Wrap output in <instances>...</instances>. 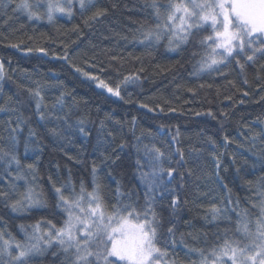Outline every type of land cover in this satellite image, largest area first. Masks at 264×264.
I'll list each match as a JSON object with an SVG mask.
<instances>
[{"label": "trees", "instance_id": "1", "mask_svg": "<svg viewBox=\"0 0 264 264\" xmlns=\"http://www.w3.org/2000/svg\"><path fill=\"white\" fill-rule=\"evenodd\" d=\"M19 2L3 0L0 5V60L4 62L5 71L4 79L0 80V103L8 97H12L13 101H23L21 111L30 117L31 127L39 132V142L30 144L26 153L25 128L20 136L18 156L23 165H35L38 191L44 193L47 206L17 213L0 203V229H6L17 240H23L21 224L27 227L41 219L58 223L62 217L55 208L53 186L48 178L51 177L59 186L68 180L70 174L77 190L82 179L87 190L91 191L93 162L98 169V180L105 188L106 198L113 195L112 190L117 183L124 185V190H141L135 161L138 158L136 137L143 132L145 135L139 144V158H143L144 145H155L166 153L178 147L184 152L186 161L180 171L193 169L203 176L199 191L207 193L206 196L194 198V187L188 177L184 180V190L181 192L177 188L188 200L179 210L178 227L179 233L202 231L207 234L208 244L214 243L216 225L221 229L232 225L226 220L206 222L204 219L208 215V220H211L208 209L213 204L220 206L226 195L216 178L213 157H220L219 176L231 191L233 199L238 198L242 207H248L246 198L255 195L256 186L264 177V157L247 151L249 145L244 140L250 135L249 128L259 132L264 127L261 124L264 121V99H261L264 89L260 86L264 80H257L258 73L253 67H248L245 76L249 83L245 84V76L241 75L234 62L227 67L221 66L219 71L200 70L197 64L199 57L193 58L191 55L192 51L200 49L189 46L173 51L168 48L166 40L159 43L144 41L137 31V22H154L152 10L146 7V0H98L96 6L108 8V15L88 25L84 21L94 9L82 11L78 3L74 2L71 15L56 12L50 21L45 15L46 0H39L40 6L33 8L41 18L31 19L26 12L15 10V4ZM29 2L35 4L36 0ZM112 4L117 7L113 9ZM12 44H19L20 47L13 48ZM38 48L45 49L47 55L35 51ZM28 49L33 51L29 52ZM65 54L81 67L85 60L92 62L95 56L97 67L104 68L103 78L112 82L113 87L124 76L138 75L139 79L121 84L123 99L101 94L100 90L85 82L60 59ZM111 57L117 59L112 61ZM259 75L264 76V73ZM36 82L42 86L44 104L56 116L67 114L68 123L73 125L71 129H66L62 122L55 120L46 122L44 126L37 122L35 101L27 92V89L36 87ZM62 93L71 94L65 95L63 108L56 104ZM8 118L5 113H0V125ZM77 119L85 120V130L90 133L89 136L81 135L75 128L74 121ZM101 120L116 137L114 142L98 134ZM58 125L64 138L50 136L45 130ZM177 130L178 142H173L171 138ZM225 137L233 143L226 145ZM121 142L127 145L124 150L113 151L115 145ZM241 144L243 148L239 147ZM105 156H111L115 163L104 161ZM172 159L176 161L179 158L173 155ZM169 166L168 163L164 165L165 168ZM171 166L177 165L173 163ZM12 171H16L14 166ZM30 180L29 177L28 182H17L20 192L25 191ZM249 181L252 186H249ZM178 182L179 178L169 187H176ZM6 188V182L0 181V190ZM109 203H115V199H109ZM161 203L167 226L171 212L169 201L165 199ZM157 210L161 211L159 208ZM229 215L235 220L234 213ZM185 221H190L191 226ZM28 230L31 231L30 228ZM187 242L194 247L205 246L203 242ZM181 248L178 244L176 251L183 264L197 259L195 255L189 259ZM53 251L56 249H50L40 259L33 260L32 264H60V260L53 257Z\"/></svg>", "mask_w": 264, "mask_h": 264}, {"label": "snow or ice", "instance_id": "2", "mask_svg": "<svg viewBox=\"0 0 264 264\" xmlns=\"http://www.w3.org/2000/svg\"><path fill=\"white\" fill-rule=\"evenodd\" d=\"M74 2L78 3L82 11L94 9L84 21L86 25L108 15V8L96 6L98 0H46L45 15L50 21L56 12L71 15ZM2 4L3 0H0V5ZM39 6V0H36L35 4L29 0H20L15 4V10L26 12L30 19L41 18L38 11H33L34 7ZM116 7V4H112L113 9ZM146 7L152 10L154 22H137V31L144 41L159 43L166 40L168 48L173 51L189 46L200 49L191 53L193 58L199 57L197 64L200 70L219 71L221 66L227 67L229 63L234 62L242 76H245L248 67H253L258 73L256 79L264 80V76L259 75L264 73V0H146ZM205 32L209 34L203 35ZM11 47L19 48L20 45L12 44ZM35 51L47 55L43 48ZM60 59L68 64L74 73L83 77L85 82H90L100 90L101 94L120 99H123L120 94L121 84L139 79L138 75L124 76L122 81L115 83L113 87L112 82L103 78L104 68L97 67L95 56L92 57V62L85 60L82 67L73 63L67 54ZM116 59L117 57H111L112 61ZM4 76V62L0 60V80H3ZM243 82L249 83L246 76ZM260 86L264 89V84ZM27 92L35 101L37 122L41 126L55 120L62 122L66 129L73 127L68 123L67 114L56 116L44 104L39 82H36L35 88L27 89ZM65 95L71 94L62 93L56 101L61 108ZM244 95L247 96L248 93L245 92ZM23 103L20 100L13 101L12 97L0 103V113L9 117L0 125V166L3 169L0 181L7 184L6 190H0V203L17 213L29 211L33 207L47 206L44 193L38 191L35 165H23L18 156L20 136L25 128L27 140L24 151L27 153L30 144L39 142V132L31 127L30 117H26L21 111ZM159 110L163 111L162 108ZM85 123L84 119L74 121L78 132L87 137L90 133L85 130ZM132 124L135 125V118ZM261 124L264 125V121H261ZM45 130L50 136L64 138L59 125ZM97 131L108 141L114 142L116 139L104 120L99 122ZM248 131L250 135L244 137L249 145L247 151L264 157V127H261L259 132L251 128ZM144 135L142 132L140 137H136L138 158L135 166L136 175L142 185L141 190H124L125 186L117 183L116 188L112 190L113 195L106 198L105 188L97 177L95 162L91 169V191L87 190L82 179L77 190L70 174L68 180L59 186L49 177L56 200L55 208L62 218L58 223L41 219L27 227L21 224L19 227L24 235L23 240H17L11 232L0 229V264H32L33 260L40 259L53 248L56 251H53L52 255L60 260V264H183L177 255L178 244L189 259L193 255L197 257L196 260H190V264H264V177L258 182L255 195L246 198L248 207H242L238 198L233 199L231 191L219 176L220 157H213L216 178L225 189L226 195L220 206L213 204L208 209L211 220H208V215L204 219L206 222L226 220L232 226L221 229L216 225L217 231L213 234L215 242L209 245L206 233H179L178 227L179 210L188 203L187 198L181 195L185 188V177L190 179L194 187L193 196L198 199L207 195L199 191L203 176L193 169L180 171L186 161L184 152L178 147L166 153L155 145H144L143 158H139V144ZM178 137L177 130L171 139L178 142ZM224 140L226 145L233 143L228 137ZM126 146L121 142L115 145L113 151H123ZM239 147L243 148L244 145ZM173 155L179 159L173 161ZM103 160L115 163L111 156H105ZM165 163L170 166L165 168ZM173 163L177 166H171ZM13 166L15 172L12 171ZM29 177V186L20 192L17 182H28ZM177 178L179 182L176 187H169ZM248 184L252 186L251 181ZM177 188L181 192H178ZM66 192L68 195H65ZM109 199H115V203H109ZM165 199H168V208L171 209L167 226L161 203ZM158 208L161 211H158ZM229 213L235 214V220ZM184 223L191 226L190 221ZM188 240L193 244L203 242L205 246H190Z\"/></svg>", "mask_w": 264, "mask_h": 264}, {"label": "rangeland", "instance_id": "3", "mask_svg": "<svg viewBox=\"0 0 264 264\" xmlns=\"http://www.w3.org/2000/svg\"><path fill=\"white\" fill-rule=\"evenodd\" d=\"M64 6L66 7L67 5H66V4H64ZM57 13H60V12H57Z\"/></svg>", "mask_w": 264, "mask_h": 264}]
</instances>
